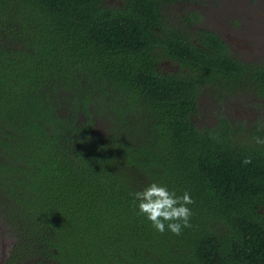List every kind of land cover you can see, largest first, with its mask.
I'll return each mask as SVG.
<instances>
[{
    "label": "trees",
    "instance_id": "1",
    "mask_svg": "<svg viewBox=\"0 0 264 264\" xmlns=\"http://www.w3.org/2000/svg\"><path fill=\"white\" fill-rule=\"evenodd\" d=\"M195 2L0 0L1 264H264V108L223 104L264 99V58ZM153 182L193 198L180 235L139 213Z\"/></svg>",
    "mask_w": 264,
    "mask_h": 264
},
{
    "label": "flooded vegetation",
    "instance_id": "2",
    "mask_svg": "<svg viewBox=\"0 0 264 264\" xmlns=\"http://www.w3.org/2000/svg\"><path fill=\"white\" fill-rule=\"evenodd\" d=\"M227 4L229 6L225 7V11L229 9L231 5H232V8L226 12H220V13H223L224 16L218 15L214 17L213 22L210 24L207 22L205 18L206 16H204V14L207 15V10L206 11L205 9L201 11L198 10L202 14V20L198 21L195 26L197 28H200L201 26H203L205 28H208V29L210 28V29L217 31L219 35L223 38V40L230 46L232 51L236 53L243 60L262 61L264 57L261 58V56H258V55L260 53L262 54L264 53V50H263L264 49V13L263 12H257L256 14L252 13L253 15L252 20L247 25H245L243 24V21H244L243 19H244V16H246V14L244 12H238L239 9L235 8L237 5L236 0H233V1L230 0L229 3ZM181 8L182 7H179V9ZM251 23H252V27L249 28ZM239 26L245 27V29H241V33H245L246 31L247 33L253 34V35L251 37H243L242 34L238 33ZM251 31H254V32L252 33ZM245 41H248L251 47H254V46L259 47L260 50L257 52V54H256V51H253V53L249 51L251 47H249V45L247 44H244V47L246 49H243V50H241V45L237 46L239 42H245ZM247 48L249 49L247 50ZM245 52H248V54L250 53L251 54L250 56L252 59H247L246 58L247 54ZM236 95H234L235 97L226 96L223 98V103H228L226 105V108H227L226 113L227 115H229L230 118H233V119L234 118H245V119L248 118L247 119L248 121H253L256 118H258L260 115H262L263 110L261 109L264 108V99H262V101L260 102L261 107H258L253 102H252V105H250V101L248 98L250 93L247 92V95H244L243 97L241 95L240 96H236ZM204 100L207 101V98H204ZM238 104L243 108V111L240 112L239 115L233 114L229 106L235 107L237 109ZM249 106L256 107L259 110V112L251 113L250 110L246 108ZM221 107L222 106L220 105V108ZM224 112L225 111L223 110V113ZM236 113H238V111H236ZM202 117H204V115H202ZM190 118L191 120H194L196 124L199 126L207 125L204 122V120L199 116V113H195L194 115L192 114ZM216 122L217 123L219 122L218 116H216Z\"/></svg>",
    "mask_w": 264,
    "mask_h": 264
},
{
    "label": "clouds",
    "instance_id": "3",
    "mask_svg": "<svg viewBox=\"0 0 264 264\" xmlns=\"http://www.w3.org/2000/svg\"><path fill=\"white\" fill-rule=\"evenodd\" d=\"M256 143L264 144V139L257 137ZM243 163H251V158L246 157ZM135 199L139 202V213L160 233H164L167 228L173 234L180 235L183 228L191 227L192 211L188 205L193 204L194 200L188 191L178 196L166 185L153 182L145 189L137 191Z\"/></svg>",
    "mask_w": 264,
    "mask_h": 264
},
{
    "label": "rangeland",
    "instance_id": "4",
    "mask_svg": "<svg viewBox=\"0 0 264 264\" xmlns=\"http://www.w3.org/2000/svg\"><path fill=\"white\" fill-rule=\"evenodd\" d=\"M229 1L230 0H197V2H195V3L186 4L185 10H187V11H192V10H197V11L200 10L201 11L203 9H205V11L207 10V15L204 14V16H206L205 18H206L207 22L210 24L213 22L214 17H216L218 15L224 16L223 13H220V12H226L232 8V5H231V7L225 11V7L229 6L227 4V3H229ZM236 3H237V5L235 8L239 9L238 12H244L246 14V16H244V19H243L244 20L243 24H245V25H247L252 20V17H253L252 13L253 14H256L257 12H263L264 13V0H236ZM177 8L178 7H176V9ZM251 27H252V23L250 24L249 28H251ZM241 29H245V27L244 26L238 27V33L242 34L243 37H251L253 35V34L247 33L246 31H245V33H241ZM251 32L253 33L254 31H251ZM244 44H247V45H249V47H251L248 41L239 42L237 44V46L241 45V50H243V49H246L244 47ZM248 49L249 48H247V50ZM259 50L260 49L258 46H254V47H251L249 51H251L252 53H253V51H256V54H257V52ZM245 53L247 54V56H246L247 59H252L250 56L251 55L250 53L249 54H248V52H245ZM258 56H261V58H263L264 53L263 54L260 53ZM164 67H166L169 70V68H173V65L166 63L164 65ZM162 69H164V68L162 67ZM207 101H210V104L212 106H214L216 103L215 100H212V99L211 100L207 99ZM253 102L260 103L261 100L260 99H254ZM223 104L227 105L228 103H223ZM250 105H252L251 102H250ZM204 107H205L204 112L199 113V116L204 120V122L207 125H212V126L216 125L217 124L216 116H218L221 113L224 114L223 111H212V109L205 106V104H204ZM222 108H223V106H222ZM229 108L232 110L233 114H237V115H239L240 112L243 111V108L239 104H238L237 109L235 107H232V106H229ZM246 108L248 110H250L251 113L259 112V110L256 107L249 106ZM236 111H238V113H236ZM202 115H204V117H202ZM246 119H248V118H246ZM203 126H206V125H203ZM10 244H11V239H9V237H7L5 229L3 228V226L0 225V264L8 256V253L10 250Z\"/></svg>",
    "mask_w": 264,
    "mask_h": 264
}]
</instances>
